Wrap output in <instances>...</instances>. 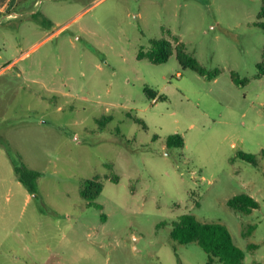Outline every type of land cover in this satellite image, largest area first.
Here are the masks:
<instances>
[{
  "label": "rangeland",
  "instance_id": "1",
  "mask_svg": "<svg viewBox=\"0 0 264 264\" xmlns=\"http://www.w3.org/2000/svg\"><path fill=\"white\" fill-rule=\"evenodd\" d=\"M35 10L0 19V264H207L197 243L170 237L184 215L225 225L243 264H264V0ZM153 40L183 43L217 78L183 68L175 50L163 64L139 59ZM176 134L184 146L168 148ZM4 144L42 173L31 200ZM86 180L102 183L97 199L81 196ZM241 194L260 208L232 209Z\"/></svg>",
  "mask_w": 264,
  "mask_h": 264
},
{
  "label": "trees",
  "instance_id": "2",
  "mask_svg": "<svg viewBox=\"0 0 264 264\" xmlns=\"http://www.w3.org/2000/svg\"><path fill=\"white\" fill-rule=\"evenodd\" d=\"M37 15L35 13L31 18H35ZM40 21L45 23V25H52L51 21L42 14L41 19H39ZM173 50L176 51L177 59L183 68H189L209 80L217 78L219 71L211 72L203 68L197 59L186 51L183 43L178 44L174 49L169 40H153L149 51H141L138 58H148L156 65L163 64L169 60ZM232 78L237 84L245 85L247 83L246 80H240L235 74L232 75ZM147 93L155 97V94L149 90H147ZM136 122L142 123V121L137 119ZM167 146L168 148L183 147L184 139L179 134L171 136L167 141ZM4 147L9 157L12 158L10 147L6 144H4ZM261 154L264 158V150ZM235 158H240L253 165L258 164V157L253 154L239 152ZM235 158L232 160L234 161ZM12 164L17 180L30 194L37 196L38 179L42 176V173L29 169L23 164L19 165L14 160ZM81 185V196L89 201L97 199L103 188L102 183L93 180H86ZM228 205L235 211L243 214H250L253 210L260 208L259 202L247 194H241L232 198L228 201ZM170 237L173 241L182 245L197 243L208 255L207 264H214L215 262L221 264H243L244 251L235 244L230 231L221 223H206L198 220L194 215H184L179 220L173 222Z\"/></svg>",
  "mask_w": 264,
  "mask_h": 264
},
{
  "label": "crops",
  "instance_id": "3",
  "mask_svg": "<svg viewBox=\"0 0 264 264\" xmlns=\"http://www.w3.org/2000/svg\"><path fill=\"white\" fill-rule=\"evenodd\" d=\"M45 0H0V19L3 21L6 20H14L15 18L23 17L25 15H30L32 16L33 14L36 13L35 8L39 7L40 5L44 4ZM56 2L57 4H60L61 0H49ZM43 16H45L49 21H51L52 24L55 22L48 17L46 14L41 13ZM4 156L8 158V160L11 162L10 157L4 149ZM12 165V162H11ZM13 167V165H12ZM14 170V168H13ZM35 195L30 194L27 191V195L25 198L27 200H31Z\"/></svg>",
  "mask_w": 264,
  "mask_h": 264
}]
</instances>
